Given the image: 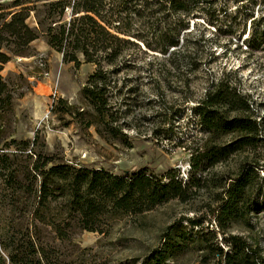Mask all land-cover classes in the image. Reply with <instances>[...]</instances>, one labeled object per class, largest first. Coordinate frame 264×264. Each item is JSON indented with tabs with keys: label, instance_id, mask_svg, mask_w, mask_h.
<instances>
[{
	"label": "trees",
	"instance_id": "16d2710c",
	"mask_svg": "<svg viewBox=\"0 0 264 264\" xmlns=\"http://www.w3.org/2000/svg\"><path fill=\"white\" fill-rule=\"evenodd\" d=\"M231 4L234 8L226 13ZM237 15L243 17L240 23L235 21ZM198 16L215 27L210 39L200 34L191 39L190 19ZM247 19L249 32L237 39L246 43L249 52L264 50V0L0 3V72L13 57L32 56L30 45L40 37L61 54L64 63L79 66L81 58L94 67L80 89L85 107L57 98L53 113L67 115L84 128L93 127L105 141L127 147L131 146L128 130L149 134L157 142L174 138L177 120L194 100L190 110L196 123L194 132L177 139L178 145L189 142L184 148L190 154L184 180L175 169L156 175L143 167L114 175L103 169L76 168L34 150V142L12 140L15 152H0V180L12 202L21 207L11 210L19 213L14 232L0 237V264H54L45 247L30 236L36 225L33 230L24 228L22 215L31 223L49 226L57 239L65 240L74 225L106 234L109 218L141 215L170 200L185 203L205 193L211 201L204 215L169 225L161 249L140 264H165L189 244L212 257L214 264H264L256 241L251 244L228 232L233 224L249 227L252 217L264 210V113L239 90V79L232 83L226 76L203 88L198 99L190 97L191 76L203 48L219 47L221 38L233 34L236 26L243 32ZM208 52L216 57L215 50ZM12 104L13 93L0 75V115L9 112ZM148 109L151 114L144 115L142 110ZM143 122L148 127H142ZM20 159L28 163L26 168L17 163ZM51 204L58 205L55 213ZM183 222L190 229L198 228L196 233L190 234ZM206 222H213L215 229L205 227Z\"/></svg>",
	"mask_w": 264,
	"mask_h": 264
},
{
	"label": "rangeland",
	"instance_id": "374dc122",
	"mask_svg": "<svg viewBox=\"0 0 264 264\" xmlns=\"http://www.w3.org/2000/svg\"><path fill=\"white\" fill-rule=\"evenodd\" d=\"M10 2L0 0L3 5ZM233 8L231 4L226 13ZM258 16L259 13L254 11L253 18ZM198 17L190 19V28H193L191 39L194 40L199 34L210 39L215 34V27L205 25L203 17ZM242 19L241 15H237L235 21L240 23ZM228 20V17H223L225 23ZM249 21L247 19L243 32L240 26H236L233 34L221 38L219 47L210 48L206 45L203 48L197 61L198 68L191 76L192 99H198L203 88L226 76L232 83L239 79V90L250 95L259 104L260 113H264V50L249 52L246 43L242 42L249 32ZM28 23L32 26L35 24L33 18ZM239 34L241 40L237 39ZM30 49L32 56L13 57L0 72L13 93L11 110L0 115V152L10 155L15 152L12 140H28L34 142V150L51 156L55 162L76 168L103 169L114 175L146 167L156 175L175 169L181 176L189 168L190 154L184 149L189 142L178 145L177 139L194 132L196 123L190 108L195 105V100L188 103L183 115L177 120L174 138L157 142L149 134L139 135L128 130L130 147L119 141H105L93 127L84 128L69 116L52 112V104L57 98L78 108L85 107L80 89L94 67L83 63L81 58L79 66L64 63L61 54L47 46L44 37L34 41ZM211 50H215V58L210 56L208 51ZM171 94L178 95L176 92ZM169 96L167 92L166 98ZM142 111H145L144 115H150L152 110ZM147 125L143 122L142 127ZM30 148L31 145L26 153H30ZM17 163L21 168L28 166L24 159ZM3 185L0 180V237L7 238L19 222V213L11 210L13 206L20 208L21 205L12 202V197L2 189ZM210 201L205 193L185 203L177 199L170 200L141 215L121 214L106 221V234L84 231L74 225L65 240L57 239L49 226L31 223L27 216L22 215L20 223L29 230H33L36 225V233L32 232L30 236L45 247L54 264H140L151 252L161 249L164 241L162 236L169 225L184 217L204 215L205 205ZM22 202L26 203L24 199ZM51 209L55 213L58 205L51 204ZM212 224L206 222L204 226L215 229ZM182 225L189 231L185 222ZM197 229H190L189 233L193 235ZM228 232L243 237L251 244L256 241L260 253L264 255V210L252 217L249 227L233 224ZM217 235L219 242L221 236L219 233ZM204 253L189 244L165 264H214L215 260Z\"/></svg>",
	"mask_w": 264,
	"mask_h": 264
},
{
	"label": "built area",
	"instance_id": "2783aa9c",
	"mask_svg": "<svg viewBox=\"0 0 264 264\" xmlns=\"http://www.w3.org/2000/svg\"><path fill=\"white\" fill-rule=\"evenodd\" d=\"M187 170L188 169H186L185 172L183 171L182 174H181V176H180L183 180L186 179Z\"/></svg>",
	"mask_w": 264,
	"mask_h": 264
},
{
	"label": "crops",
	"instance_id": "0c3cea01",
	"mask_svg": "<svg viewBox=\"0 0 264 264\" xmlns=\"http://www.w3.org/2000/svg\"><path fill=\"white\" fill-rule=\"evenodd\" d=\"M35 41H36V40H35ZM33 42H34V41H33ZM33 42H32V43H33ZM32 43H31V44H32Z\"/></svg>",
	"mask_w": 264,
	"mask_h": 264
}]
</instances>
